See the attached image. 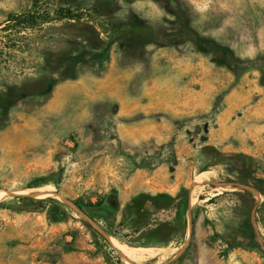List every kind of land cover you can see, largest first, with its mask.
<instances>
[{
	"label": "rangeland",
	"instance_id": "rangeland-1",
	"mask_svg": "<svg viewBox=\"0 0 264 264\" xmlns=\"http://www.w3.org/2000/svg\"><path fill=\"white\" fill-rule=\"evenodd\" d=\"M101 49L100 64L71 62L75 79L0 107V264L130 262L111 236L160 248L133 264H264V194L243 178L246 165L264 180V0H0V94ZM158 53L183 57L163 72L183 91L169 110L119 119L96 100L113 59L149 70ZM145 118L165 121L166 142L120 137V122ZM183 188L186 225L158 241L149 231L175 206L153 197Z\"/></svg>",
	"mask_w": 264,
	"mask_h": 264
},
{
	"label": "crops",
	"instance_id": "crops-1",
	"mask_svg": "<svg viewBox=\"0 0 264 264\" xmlns=\"http://www.w3.org/2000/svg\"><path fill=\"white\" fill-rule=\"evenodd\" d=\"M155 55L156 57L151 59L149 70H144L141 63L126 66L119 62L118 56L113 59L104 76L97 80L98 85L94 93L96 100L107 103L117 102L120 105L117 112V118L121 116L119 119H123L124 115L131 117L135 114L147 115L153 110H169L170 97L179 96L183 91L172 89L169 86L171 76L169 78V75L165 76L163 72L180 74L183 66L179 59L183 57L171 55V64H164L168 59L161 61L163 53ZM193 67L196 68V65L194 64ZM175 108L174 106L173 111ZM168 129L164 120L153 122L146 118L129 123L120 122L117 126L120 137L128 138L129 142L135 145L141 144L147 138L164 143L169 136L167 135Z\"/></svg>",
	"mask_w": 264,
	"mask_h": 264
},
{
	"label": "trees",
	"instance_id": "trees-1",
	"mask_svg": "<svg viewBox=\"0 0 264 264\" xmlns=\"http://www.w3.org/2000/svg\"><path fill=\"white\" fill-rule=\"evenodd\" d=\"M63 2L64 4L72 3L74 2V0H63ZM58 12L60 14L59 17L64 20L72 19L77 16L75 15L74 12H72L70 8L60 9ZM86 27L88 31L94 35L93 36L95 39L94 49L98 50V48H101V40L99 38V34L91 26L87 25ZM83 59L86 60L87 62L94 61L95 64H100L106 60V52L104 51V49H101L100 51H94V53L85 54L83 52H80L79 54H75V55H69V54L64 55L59 63L61 65L59 66L60 68L58 69L59 71L56 77L53 76L44 77L29 82H25L19 86L10 87L7 93L0 94L1 109L7 110V108L10 105L15 104L18 100L26 96L33 94L42 95L49 93L52 90L53 86L58 82L75 79L77 74L75 69H73L71 62H80ZM213 61L217 64H221L216 60ZM252 173H253V168L245 165V168L243 170V178L247 181L248 184L253 185L264 194V180L253 178ZM55 185L58 186V182H55ZM247 193L250 194V191L247 190ZM23 198L26 199L27 197H23ZM153 199L155 202V206L157 207H166L172 204L175 206L174 221L167 222L164 225H161L160 227H156L155 229H151L149 231L150 234H155L156 237L159 238L158 241H164L170 236V234L174 230L180 229L186 225L187 214L189 210L188 189L183 188L176 196L163 193L154 196ZM94 204L93 205L90 204L89 206L91 208H100L103 205V201H99Z\"/></svg>",
	"mask_w": 264,
	"mask_h": 264
},
{
	"label": "bare ground",
	"instance_id": "bare-ground-1",
	"mask_svg": "<svg viewBox=\"0 0 264 264\" xmlns=\"http://www.w3.org/2000/svg\"><path fill=\"white\" fill-rule=\"evenodd\" d=\"M110 239L113 245L117 247L128 260H130V262L126 261L125 264H133L131 261L135 262L140 260L143 256L142 254H149L151 256L157 255V251L160 250V248L157 247H132L113 236H111Z\"/></svg>",
	"mask_w": 264,
	"mask_h": 264
},
{
	"label": "water",
	"instance_id": "water-1",
	"mask_svg": "<svg viewBox=\"0 0 264 264\" xmlns=\"http://www.w3.org/2000/svg\"><path fill=\"white\" fill-rule=\"evenodd\" d=\"M8 193H10V194H12V195L18 194V193H15V192H13V191H9ZM47 194H50V195H53V196L56 195V194H54V192H48ZM29 195L32 196V197H38V196H40V195H42V194H32V193H30ZM109 238H110V237H109ZM110 240H111V239H110Z\"/></svg>",
	"mask_w": 264,
	"mask_h": 264
}]
</instances>
